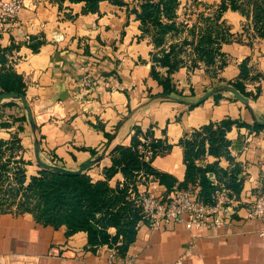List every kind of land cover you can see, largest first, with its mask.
<instances>
[{
	"label": "crops",
	"instance_id": "0c3cea01",
	"mask_svg": "<svg viewBox=\"0 0 264 264\" xmlns=\"http://www.w3.org/2000/svg\"><path fill=\"white\" fill-rule=\"evenodd\" d=\"M196 1V6L181 15L187 27L200 24L199 12L210 15L220 2ZM21 2L13 23L0 25V48L12 47L4 52L6 64L22 76L34 131L20 103L8 99L0 103V138L18 136L20 148L15 158L26 162L22 165L24 183L38 169L32 150L34 140L42 161L68 170L103 152L102 158L85 170L95 181L103 179L102 169L110 164V150L115 145H129L133 128L138 127L148 132L138 135V140L147 143L165 139L171 144L167 152L151 159L150 166L179 182L184 164L177 140L183 134L223 118L247 124L252 123V116L264 120V37L257 36L252 28L249 2L237 1L243 12H222L220 22L230 36L220 44L221 55L213 65L198 62L189 70L186 55L188 60L170 74L177 91L190 92L197 98L216 83L230 85L240 61L246 60L249 75L258 74L243 81L246 91L254 94L258 90L254 100L248 99V108L227 92L214 93L191 108L171 97H161L157 82L149 75L150 45L147 38H137L138 23L133 15L126 17L123 7L102 1L97 13L80 14L81 3ZM220 61L224 63L221 66ZM84 75L88 82H82ZM225 138L229 141L228 153L239 166L242 184L237 196H229L234 200L227 207L224 224L186 229L175 221L154 227L138 223L126 249V254L134 255V264H264V223L243 217L244 201L264 191V130L234 125ZM215 160L221 168L231 166L224 158L207 154L196 162L203 166ZM211 179L216 183L214 177ZM121 181L117 172L108 184L113 187ZM135 187L139 194L161 197L166 193L152 176L142 177ZM220 188L219 184L217 190ZM65 231L64 226L39 224L29 213H0V264L104 262V246L89 247L83 231L70 235ZM107 232L112 235L114 229ZM121 261L117 256L115 264Z\"/></svg>",
	"mask_w": 264,
	"mask_h": 264
},
{
	"label": "trees",
	"instance_id": "16d2710c",
	"mask_svg": "<svg viewBox=\"0 0 264 264\" xmlns=\"http://www.w3.org/2000/svg\"><path fill=\"white\" fill-rule=\"evenodd\" d=\"M62 1V0H59ZM70 3H81L80 14L98 12L99 2L124 8L126 17L133 15L137 21L138 39L147 38L150 45L149 75L157 82L160 88L159 95L164 98L181 96L170 82L173 73L181 60L178 52L188 45L190 52L188 69L191 70L198 62L206 66L213 65L217 56L221 55L219 46L228 41L227 28L220 22V16L226 9L242 11L237 1L251 4V24L257 36L264 37V0H220L210 15L199 12L200 24L186 26L181 18L188 9L197 3L196 0H66ZM178 10L180 13H178ZM187 36L175 43H166V37L178 36L182 30ZM12 47L0 48V93L16 92L24 94V81L7 63L5 51ZM35 51V47L30 48ZM152 50H155L154 52ZM219 66L224 64L220 61ZM258 74L249 75L246 60L238 65V74L230 85L247 99L254 100V94L246 91L244 80H252ZM168 96V97H165ZM193 106L188 105L187 108ZM247 127L254 131L264 130V126L254 122L247 124L237 122L235 119L223 118L218 121H209L198 129H192L183 134L177 144L182 150L184 172L182 180H176L164 172H158L150 166L155 155L167 152L171 144L164 140H149L146 144L140 143L138 135L146 136L138 127L133 128L129 145H115L109 152L110 164L103 167V179L91 180L83 171L79 174H65L37 165L36 172L25 181V164L20 157L15 158L20 148L19 138L16 134L7 140L0 138V213L13 211L16 214L29 213L33 220L42 225L53 228L64 226L66 234L77 231L86 233V242L89 247L98 245L110 246L120 242L117 251L123 256L128 245L133 241L135 230L141 214L139 208L133 204V199L139 196L136 191V181L142 177L152 176L159 185L165 187L166 192L175 185L176 189H184L188 185H196L197 199L202 202H211L213 194L221 188L227 191L228 196H237L241 189L242 178L239 176V166L229 155L227 147L229 141L225 133L232 127ZM147 147L151 155L144 160L137 146ZM6 152V156H4ZM204 154L216 159L222 157L230 163L229 168H221L217 160L197 164ZM10 163L13 164L10 167ZM12 169V170H11ZM10 172V175L8 174ZM119 172L122 181L113 187L108 180ZM211 174L216 180L213 183L208 177ZM264 192V191H263ZM108 228H113L110 235Z\"/></svg>",
	"mask_w": 264,
	"mask_h": 264
},
{
	"label": "built area",
	"instance_id": "2783aa9c",
	"mask_svg": "<svg viewBox=\"0 0 264 264\" xmlns=\"http://www.w3.org/2000/svg\"><path fill=\"white\" fill-rule=\"evenodd\" d=\"M21 7V0H0V25L12 24ZM82 82H88L85 75L82 77ZM139 140L146 144L144 139ZM137 149L143 155L144 160L150 157L151 151L147 147L139 145ZM208 177L211 179L212 175ZM197 190L196 185H188L184 189L173 188L161 197L148 192L139 194L133 199V204L139 208L142 218L138 223L154 227L160 222L175 221L182 223L186 229L216 228L224 224L227 207L234 199L227 195L224 188H220L213 194L211 202H202L197 199ZM244 202L243 217L264 223V192L259 191ZM119 244L120 242L110 246L100 245L105 249V260L102 264H115L116 257L120 256L117 251ZM120 257L121 264H134V255L126 254L125 251Z\"/></svg>",
	"mask_w": 264,
	"mask_h": 264
},
{
	"label": "water",
	"instance_id": "95a60500",
	"mask_svg": "<svg viewBox=\"0 0 264 264\" xmlns=\"http://www.w3.org/2000/svg\"><path fill=\"white\" fill-rule=\"evenodd\" d=\"M218 92H220V93L228 92L233 96L234 99H236L238 102L243 104L245 107L248 108V106H249L248 99L245 96H243L242 94H240L233 86H231L229 84L218 86L216 88H211L209 90H206L205 92H203L201 95H199L193 101L182 100L179 98H172V99L177 101V102L186 104V105L194 106V105H197L198 103L202 102L203 100H205L210 95H212L214 93H218ZM165 97H168V96H165ZM8 99H14L20 103V105L22 106V108L25 112V119H26L27 123L29 124L30 130L34 131V122H33V119H32L31 113H30V109L28 107V104H27L24 96L19 94V93H16V92H2V93H0V103L4 100H8ZM252 122H254L258 125L264 126V120H258L257 118H255L253 116H252ZM32 150H33L35 162L37 163L38 166H40L42 168L51 169V170H54L56 172L65 173V174H79V173L85 171L86 169H88L89 167L93 166L103 156V152H99L98 154H96L94 156V158L83 162L75 170H68V169H64V168H61V167H58V166H55V165H52V164H49V163L42 161L38 155L37 140L33 141Z\"/></svg>",
	"mask_w": 264,
	"mask_h": 264
},
{
	"label": "rangeland",
	"instance_id": "374dc122",
	"mask_svg": "<svg viewBox=\"0 0 264 264\" xmlns=\"http://www.w3.org/2000/svg\"><path fill=\"white\" fill-rule=\"evenodd\" d=\"M196 6V5H195ZM185 36H187V32H186V30H182L180 33H179V35L178 36H175L174 38H172V37H166V40H165V42L166 43H175V42H178V41H180L181 40V38H183V37H185ZM187 50H189V46L188 45H185V47L184 48H182L181 50H179V52H178V58L181 60V63L182 62H184L185 63V61H187L188 60V58H187V52H189V51H187ZM153 52L155 51V50H152ZM187 51V52H186ZM179 64V65H183V64ZM209 71V70H208ZM218 86H222V85H218L217 83L216 84H214V86L212 87V88H216V87H218ZM189 92V91H188ZM224 93V92H223ZM228 93V92H227ZM230 94V93H229ZM231 95V94H230ZM232 96V95H231ZM174 97H176V98H179V99H182V100H187V101H193V100H195L196 98H195V96H193L192 97V94L189 92V94L187 93V94H182L181 93V96L179 97V96H177V95H174ZM233 97V96H232ZM236 100V99H235Z\"/></svg>",
	"mask_w": 264,
	"mask_h": 264
}]
</instances>
